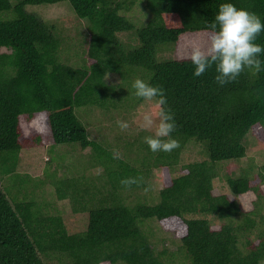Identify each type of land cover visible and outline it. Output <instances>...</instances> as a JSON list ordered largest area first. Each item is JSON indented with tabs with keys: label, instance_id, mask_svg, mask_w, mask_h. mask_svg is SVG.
Returning a JSON list of instances; mask_svg holds the SVG:
<instances>
[{
	"label": "trees",
	"instance_id": "trees-1",
	"mask_svg": "<svg viewBox=\"0 0 264 264\" xmlns=\"http://www.w3.org/2000/svg\"><path fill=\"white\" fill-rule=\"evenodd\" d=\"M65 1L87 23L77 54L58 22L26 10ZM222 3L264 23V0H0V172L12 174V155L42 141L40 134L24 136L22 116L31 122L48 112L52 148L69 147L49 160L54 198L44 210L24 193L0 190V264H258L264 258V158L250 149L251 139L264 146V54L260 72L246 69L224 86L215 82L214 66L195 77L189 59L192 47L207 46V25ZM134 19L147 21L138 26ZM123 35L134 36L137 47ZM256 43L264 46V32ZM162 45H174L173 60L157 59ZM115 75L113 84L108 78ZM136 78L165 91L180 144L170 153L150 151L143 138L154 133L139 129V120L123 134L117 115L103 118L121 135L116 149L104 147L92 137L98 126L77 114L118 111L123 122L137 115L147 101L134 95ZM247 157V167H233ZM153 168L164 174L157 192ZM129 176L144 183L125 189L120 180ZM221 183L229 191L218 193ZM53 200L87 215L86 229L71 234L61 215L45 212ZM156 225L173 235L175 246L156 236Z\"/></svg>",
	"mask_w": 264,
	"mask_h": 264
},
{
	"label": "rangeland",
	"instance_id": "rangeland-1",
	"mask_svg": "<svg viewBox=\"0 0 264 264\" xmlns=\"http://www.w3.org/2000/svg\"><path fill=\"white\" fill-rule=\"evenodd\" d=\"M21 0H11L13 4H17ZM27 12L36 15L42 21L45 22H58V29L62 28V36L64 41H68L69 45L73 47L71 51L73 54H77L79 52V47L84 44V37L86 36L83 32L79 31L81 28L87 25L86 21L78 18L74 13L67 1L58 3L55 5H29L26 7ZM135 20V19H134ZM136 21V20H135ZM147 20L136 21L138 26H143ZM75 38L72 37L73 35ZM124 42L132 49L137 47V40L134 36L123 35L122 36ZM75 52V53H74ZM175 47L174 45H162L157 49V59L160 62H168L173 60L174 58ZM82 54V53H79ZM109 81H112L113 84L118 83L119 78L115 76H110L108 78ZM153 101H147L143 104V106L139 109V112L133 113L132 115H126V122L129 126L132 125L136 120L138 125L141 128L142 116L145 112H150L153 114L155 119V113L158 111L153 105ZM77 114L80 115L84 121H88L93 123V125L98 126L96 128L94 135L92 137L98 139L99 142H104V147H112L114 150L116 149V142L120 139V134L115 127H109V123L103 118H106L107 115H117L124 118L123 114L120 112L115 113H106L104 114L102 111L96 109L90 112H86L85 109L77 110ZM123 115V116H122ZM26 117H21V125L24 131V136H28L30 133L40 134L41 143L35 144L32 147L24 148L19 153L12 155L11 160L14 163L8 162L7 166L14 164V169L12 174H2L0 172V190H4L10 192L14 196L17 194L19 197H24L21 193L26 194L31 201H34L39 210H44L46 202H50L54 196L51 192H49L47 185L48 181H50L48 174L51 176L54 170V166L49 165V160L57 161L68 151L67 145L58 146L57 149L52 148V134L51 127L49 123V113L41 112L39 113L33 120L26 121ZM122 119H118V121H122ZM137 131V127L135 129ZM154 133V128L148 130ZM131 134H133V128L130 129ZM123 133V131H122ZM125 134V133H123ZM108 136V141L105 142L104 138ZM125 142L129 140V135L123 137ZM250 149L254 156L258 160L264 158V146L261 147L260 144H256L253 139L250 141ZM77 149V147L73 146ZM84 154H86L84 152ZM188 156V154L186 155ZM67 158V156H66ZM10 160V161H11ZM249 162L248 157L243 159L241 163H233V167L240 168L242 165L243 168L247 167ZM237 164V165H236ZM238 166V167H237ZM3 167V164H0V171ZM10 168V167H9ZM3 171V170H2ZM16 177H21L23 182L22 184H16ZM15 183H13V181ZM152 183L151 189L155 192L162 190L164 187V174L160 169L153 168L151 171V180ZM223 188L217 187L218 193L220 191H229L226 188L228 185L226 183H221ZM152 196V193H151ZM45 209V212H49L50 215H61L64 221V225L68 228L69 232L78 233L86 229L87 226V215L85 214H74L72 212L71 206L68 201H55L53 200ZM53 211V212H52ZM148 224V223H147ZM150 226V224H149ZM151 227V226H150ZM213 228H218L216 225ZM154 229V228H153ZM156 229L158 232L156 236H159L161 239L168 240V244L171 247L175 246L171 244L172 242V234H166L163 232L159 226L156 225Z\"/></svg>",
	"mask_w": 264,
	"mask_h": 264
},
{
	"label": "clouds",
	"instance_id": "clouds-1",
	"mask_svg": "<svg viewBox=\"0 0 264 264\" xmlns=\"http://www.w3.org/2000/svg\"><path fill=\"white\" fill-rule=\"evenodd\" d=\"M207 28L209 30L207 46L203 48L194 46L189 55L195 77H200L214 66L217 73L215 82L224 86L236 81L246 69L257 73L261 71L262 61L259 57L264 54V46L256 43V40L260 33L264 32V23L256 13L238 9L232 3H222L213 22L209 23ZM131 87L137 98L154 101L158 110L155 119L150 112H145L142 116L141 128L146 130L154 128L153 135L143 138L150 151L170 153L179 148L178 140L172 137L177 124L174 113L167 107L164 89L140 78H136ZM117 125L122 131L129 127L123 121H117ZM114 158H119V155L114 154ZM143 183L142 176H129L120 180V185L125 189H130L133 185L139 187ZM144 190L149 189L146 187ZM118 264H123V261ZM258 264H264V258L260 259Z\"/></svg>",
	"mask_w": 264,
	"mask_h": 264
}]
</instances>
